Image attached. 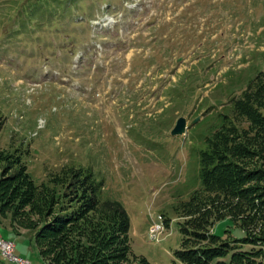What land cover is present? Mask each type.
I'll return each instance as SVG.
<instances>
[{"label":"rangeland","instance_id":"rangeland-1","mask_svg":"<svg viewBox=\"0 0 264 264\" xmlns=\"http://www.w3.org/2000/svg\"><path fill=\"white\" fill-rule=\"evenodd\" d=\"M260 70L264 0H0V194L9 201L0 235L32 264H105L77 245L60 252L63 232L49 227L77 204L74 175L92 167L131 220L128 236L111 237L109 263L185 264L175 252L187 219L181 202L200 184L196 133L208 129L210 106L217 115L229 100L226 85ZM180 116L187 132L173 136ZM247 143L241 165L264 185L261 140ZM9 152L55 191L22 194ZM212 231L231 242L263 235L264 213L228 208ZM0 264L14 263L0 252Z\"/></svg>","mask_w":264,"mask_h":264},{"label":"trees","instance_id":"trees-1","mask_svg":"<svg viewBox=\"0 0 264 264\" xmlns=\"http://www.w3.org/2000/svg\"><path fill=\"white\" fill-rule=\"evenodd\" d=\"M171 90L177 93L175 89ZM225 91L229 100L220 104L222 108L217 115L212 112L216 106H210V113L201 122L205 127L208 124V129H198L196 133L199 144L194 149L199 154L200 184L187 200L181 202L186 208L187 219L181 222L183 241L175 252L176 257L185 264H262L264 259V234L248 235L237 240L242 244L254 245L250 250H242L240 244L223 239L212 231L215 222L221 219L222 211L228 208L247 215L264 213V199L259 197L264 185L255 182L260 179L258 173L246 170L241 165L252 153L247 141L261 140L259 148L264 153V71L260 70L246 79L240 76L239 80L226 85ZM203 106L202 103L200 108ZM1 126L0 123V130ZM3 156L11 165L18 166L16 174L26 185L22 187V194L26 195L32 190H48L46 184L38 185L34 181L20 155L9 152ZM63 176L59 178V175H54L52 179L56 183ZM74 176L76 179L71 183L73 191L69 196L77 204L70 205L69 210L65 208L59 225L49 227L63 232L57 239L61 244L60 252L77 245L84 254L98 252L104 260L107 259L105 264H110L109 258L115 253L111 237L115 232L129 235V213L120 201L105 195V180L92 167L80 168ZM52 188L49 187V190L55 191ZM55 199L56 195L53 194L52 200ZM8 202L0 194L1 213ZM94 213L97 215L94 216ZM81 218L84 219L83 223L79 222ZM35 238L39 245L37 235ZM125 258L129 259L128 252ZM141 261L151 264L146 258Z\"/></svg>","mask_w":264,"mask_h":264},{"label":"built area","instance_id":"built-area-1","mask_svg":"<svg viewBox=\"0 0 264 264\" xmlns=\"http://www.w3.org/2000/svg\"><path fill=\"white\" fill-rule=\"evenodd\" d=\"M16 244L14 241L9 239H4L2 235H0V252L4 258L13 259L14 264H32L31 261L24 257H11V250L15 249Z\"/></svg>","mask_w":264,"mask_h":264},{"label":"water","instance_id":"water-1","mask_svg":"<svg viewBox=\"0 0 264 264\" xmlns=\"http://www.w3.org/2000/svg\"><path fill=\"white\" fill-rule=\"evenodd\" d=\"M201 117L199 116L196 121L200 119ZM188 119L185 116H180L173 129L171 130V135L173 136H182L186 134L187 128H188Z\"/></svg>","mask_w":264,"mask_h":264},{"label":"bare ground","instance_id":"bare-ground-1","mask_svg":"<svg viewBox=\"0 0 264 264\" xmlns=\"http://www.w3.org/2000/svg\"><path fill=\"white\" fill-rule=\"evenodd\" d=\"M2 235V234H1ZM3 236V235H2ZM5 238V237H4ZM11 257H19V256H17L16 254H15V249H12L11 250ZM6 259H8L9 261H12L13 262V259H11V258H6Z\"/></svg>","mask_w":264,"mask_h":264},{"label":"crops","instance_id":"crops-1","mask_svg":"<svg viewBox=\"0 0 264 264\" xmlns=\"http://www.w3.org/2000/svg\"><path fill=\"white\" fill-rule=\"evenodd\" d=\"M26 230H22V231H14V232H16L17 234H22V233H24Z\"/></svg>","mask_w":264,"mask_h":264}]
</instances>
